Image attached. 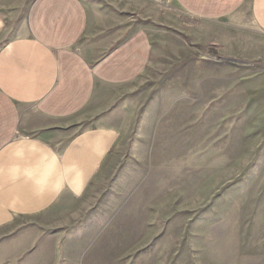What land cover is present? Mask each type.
Segmentation results:
<instances>
[{"label": "rangeland", "instance_id": "374dc122", "mask_svg": "<svg viewBox=\"0 0 264 264\" xmlns=\"http://www.w3.org/2000/svg\"><path fill=\"white\" fill-rule=\"evenodd\" d=\"M154 5L117 144L70 214L24 222L36 247L8 261L0 237V264H264V36Z\"/></svg>", "mask_w": 264, "mask_h": 264}, {"label": "crops", "instance_id": "0c3cea01", "mask_svg": "<svg viewBox=\"0 0 264 264\" xmlns=\"http://www.w3.org/2000/svg\"><path fill=\"white\" fill-rule=\"evenodd\" d=\"M156 1L0 0V237L17 232L2 246L8 261L42 238L24 222L60 201L67 211L117 144L122 90L151 60ZM171 1L195 27L264 36V0Z\"/></svg>", "mask_w": 264, "mask_h": 264}, {"label": "water", "instance_id": "95a60500", "mask_svg": "<svg viewBox=\"0 0 264 264\" xmlns=\"http://www.w3.org/2000/svg\"><path fill=\"white\" fill-rule=\"evenodd\" d=\"M223 61H227V62H233V61H231V60H223Z\"/></svg>", "mask_w": 264, "mask_h": 264}]
</instances>
